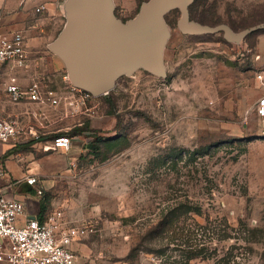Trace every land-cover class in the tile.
Returning <instances> with one entry per match:
<instances>
[{"label":"rangeland","instance_id":"374dc122","mask_svg":"<svg viewBox=\"0 0 264 264\" xmlns=\"http://www.w3.org/2000/svg\"><path fill=\"white\" fill-rule=\"evenodd\" d=\"M107 1L122 23L137 25L151 0ZM192 2L215 26L186 31L181 10L170 7L162 71L120 69L100 96L73 90V64L55 48L81 33L74 0H60L57 17L35 32L43 38L32 54L35 81L54 90L53 116L67 127L57 134L72 139L58 154L67 159L58 186L44 196L62 206L69 226L87 228L75 264H212L231 249V264H264V117L255 77L264 0ZM224 220L233 235L220 240L213 227ZM151 227L153 240L145 239ZM249 229L254 241L244 237ZM191 248L204 252L190 260Z\"/></svg>","mask_w":264,"mask_h":264},{"label":"crops","instance_id":"0c3cea01","mask_svg":"<svg viewBox=\"0 0 264 264\" xmlns=\"http://www.w3.org/2000/svg\"><path fill=\"white\" fill-rule=\"evenodd\" d=\"M59 4L60 0H0V37H10L15 32L23 33L30 58L29 65L24 69H17L12 64H0V116L7 120H16L26 129L25 135L8 142H0V193L24 203L25 215L19 219L20 225L25 224L28 218L45 220L52 211L59 209L64 216L65 225L69 226L62 206L44 196L48 190L58 186L67 163L65 156L58 155L67 151L48 147L59 135L57 133L67 127L62 122L58 124V116H53L55 105L32 101L28 97L13 102L5 88L12 78L22 87L35 81L32 54L43 47V38L35 32L44 29L40 25L57 17L52 14L59 10ZM42 5L45 8L38 13L37 8ZM256 59L264 68V33L258 37ZM44 66L46 67L45 63ZM42 78L46 83V77ZM259 85L260 99L264 97V87L260 83ZM56 119L57 122H54ZM31 175L37 177L42 194H38L34 186L26 183V177ZM76 242L71 246L75 254Z\"/></svg>","mask_w":264,"mask_h":264},{"label":"water","instance_id":"95a60500","mask_svg":"<svg viewBox=\"0 0 264 264\" xmlns=\"http://www.w3.org/2000/svg\"><path fill=\"white\" fill-rule=\"evenodd\" d=\"M192 0H151L143 6L137 25L122 23L107 0H74L72 17L81 33L59 40L55 48L73 64L74 85L100 96L112 89L120 69L145 64L162 71L159 46L169 36L165 14L181 10L179 25L190 32H207V26L191 23ZM156 28L154 33L147 26ZM206 27V28H204Z\"/></svg>","mask_w":264,"mask_h":264},{"label":"built area","instance_id":"2783aa9c","mask_svg":"<svg viewBox=\"0 0 264 264\" xmlns=\"http://www.w3.org/2000/svg\"><path fill=\"white\" fill-rule=\"evenodd\" d=\"M44 8L42 5L37 11ZM29 59L23 33L15 32L10 37H0V64H12L17 69H24L29 65ZM255 77L264 87V68L259 69ZM5 88L13 102L28 97L32 101L49 102L52 105L59 103L54 90L44 88L37 81L22 87L12 78ZM73 90L84 92L86 97L93 96L91 92L76 86ZM258 113L264 117V97L259 100ZM25 133V127L20 126L16 120L0 116V142H8ZM71 146V137L61 134L53 139L48 149L69 151ZM1 175L4 173L1 172ZM26 183L34 186L38 194L43 193L36 176H27ZM24 215L25 205L22 201L0 193V264H75L76 254L71 246L86 235L85 226L65 225L59 209L52 211L45 220L33 217L20 225L19 219Z\"/></svg>","mask_w":264,"mask_h":264},{"label":"trees","instance_id":"16d2710c","mask_svg":"<svg viewBox=\"0 0 264 264\" xmlns=\"http://www.w3.org/2000/svg\"><path fill=\"white\" fill-rule=\"evenodd\" d=\"M195 3L196 2H192L191 4H190V6H189V10H190V20H197V21H199V23L201 24V25H203V26H207V27H213V26H215V25H209L208 24V21H207V19H205V18H203V17H201V16H199L198 14H197V11H196V9H195ZM88 129H90L89 128V126H85V127H83V126H75L73 129H72V131H74V132H76V133H82L83 131H85V130H88ZM64 134H66V133H64ZM61 135V134H60ZM66 135H68V134H66ZM68 136H70V135H68ZM178 210V208H173V209H171L170 211H169V213H167L166 215H165V219H166V223H168L169 224V222L167 221L168 219H169V217H171V215L173 214V213H175L176 211ZM194 211L196 212V213H198V214H201V209L199 208V207H196L195 209H194ZM166 223L164 224V223H162V224H164L163 226V230L161 231V232H163V231H165V229H166ZM222 225H224V226H222ZM229 227H231L228 223H227V221L226 220H224V222H220V226H217V225H215L213 228L216 230V229H220V231H218V232H215V230H214V234H218L219 235V239L220 240H223V239H226V238H229V237H231L233 234H231L230 232H228V229L227 228H229ZM212 228V229H213ZM158 228H155V227H151V228H149L148 229V231H147V236L145 237V239H150V240H153V238H152V236H153V234L156 232V230H157ZM253 230H245V238L247 239V241H254V237L255 236H253L254 234H253ZM152 249L153 248H150V249H148V250H146L147 252H152ZM204 252V250L202 249V248H191L190 250H189V252H188V255H187V259H193V258H196V257H198L201 253H203ZM237 255H238V253H235L234 252V250L233 249H231V250H229L227 253H226V255L225 256H223L221 259H219V260H217V261H215V262H213L212 264H231V262L237 257ZM205 257H206V254H205Z\"/></svg>","mask_w":264,"mask_h":264}]
</instances>
